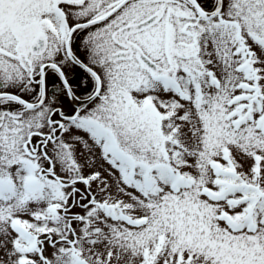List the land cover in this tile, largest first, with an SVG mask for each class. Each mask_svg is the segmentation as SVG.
<instances>
[{
    "label": "snow or ice",
    "instance_id": "6c2138e0",
    "mask_svg": "<svg viewBox=\"0 0 264 264\" xmlns=\"http://www.w3.org/2000/svg\"><path fill=\"white\" fill-rule=\"evenodd\" d=\"M0 264H264V0H0Z\"/></svg>",
    "mask_w": 264,
    "mask_h": 264
}]
</instances>
